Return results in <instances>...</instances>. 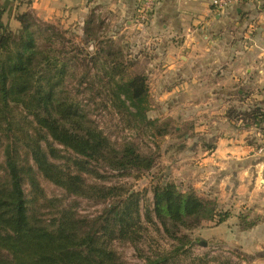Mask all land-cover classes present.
<instances>
[{
	"label": "trees",
	"instance_id": "1",
	"mask_svg": "<svg viewBox=\"0 0 264 264\" xmlns=\"http://www.w3.org/2000/svg\"><path fill=\"white\" fill-rule=\"evenodd\" d=\"M15 18L20 23L16 31L0 20V131L10 133L11 144H17L18 137L11 135L14 129L23 134L20 139L25 141L26 152L22 160L11 144L6 147L5 173L0 176V264H122L111 243L138 241L144 229L143 219L159 225L174 239L178 238L180 228L191 230L204 221L225 220L228 212L218 211L214 200L193 191H181L165 179L164 172L158 174L152 185L151 207L144 212L141 191L118 184L89 183L84 173L105 177L97 166L139 173L153 167L155 155L140 152L132 139L112 140L90 116L78 94L93 90V82L81 87L83 74L77 85H68L67 79L74 72V57L64 55L63 51L54 53L51 45L59 35L54 25L38 20L29 11L18 12ZM37 34L43 38L42 45L37 42ZM87 36L86 33L83 40ZM106 52V60L100 64L104 72L96 77L103 90L99 88L96 93L106 97L100 104L111 108L123 128L144 127L154 136L167 134L169 118L147 116L155 103L139 60H127L121 53L119 58L107 62L112 52ZM87 58L91 64H97L96 56ZM96 93L90 101L95 100ZM14 107H20L31 117L34 136L15 119ZM245 113L256 126L264 120L261 107ZM48 138L80 157L72 159L73 169L51 161L63 156L49 143L44 148L42 142ZM37 174L68 194L107 205L92 217L80 215L72 206L44 197ZM24 182L36 195L28 197L24 193ZM39 198L54 208L47 221L34 208ZM239 219L241 229L255 222L244 215ZM184 244L180 243L174 251L178 252ZM168 259L169 256L157 254L148 257L145 264H167Z\"/></svg>",
	"mask_w": 264,
	"mask_h": 264
},
{
	"label": "crops",
	"instance_id": "2",
	"mask_svg": "<svg viewBox=\"0 0 264 264\" xmlns=\"http://www.w3.org/2000/svg\"><path fill=\"white\" fill-rule=\"evenodd\" d=\"M216 1L160 0L150 14L147 43L161 47L157 52L162 53L158 64L155 55L150 63L156 86L154 95L150 94L154 102L161 96L187 97L184 86L202 79L214 83V96L218 86H224L229 92L248 89L246 100L264 99V0H247L224 8H218ZM137 3L138 0H0V20L18 29L16 14L29 11L48 24L78 25L85 36L97 21L104 23L103 16L108 14V32L116 33L131 27L120 23L134 18ZM159 84L169 86L162 91ZM227 127L230 134L214 140V149L203 158L204 164L209 163L204 171L211 170L212 174H200L201 179L195 181L203 184L205 194L214 196L218 211H227L228 215L220 223H202L192 232L230 246L247 260L246 264H264V139H252L232 121L227 122ZM252 127L254 135L264 133V123ZM240 215L254 224L241 229Z\"/></svg>",
	"mask_w": 264,
	"mask_h": 264
},
{
	"label": "rangeland",
	"instance_id": "3",
	"mask_svg": "<svg viewBox=\"0 0 264 264\" xmlns=\"http://www.w3.org/2000/svg\"><path fill=\"white\" fill-rule=\"evenodd\" d=\"M100 11L98 10V12ZM149 16L140 18L136 12L133 19L125 18L120 23L122 27L130 25V28L127 27L125 30L110 33L108 32L109 15L104 14V23L98 24V26L95 24V29L91 27L88 29L87 41L83 40L84 36L78 29V25L73 23L51 24L55 26L57 33H59L51 45L55 50L54 53L57 54V52L63 51L64 55L74 57L72 60L74 72L67 79L68 85L70 87H73L74 84L77 85L83 74H85V79L81 87H84L86 83L93 82V90L85 89V91L78 94V98L86 103V109L90 116L112 140L132 139L140 152L153 153L155 155V163L148 171L122 173L97 166L96 169L105 176L104 178H96L88 173L83 174L89 183L118 184L133 191H141V212H144L145 208L151 207L152 185L157 181L158 174L163 172L166 174L165 179L174 182L181 191H193L201 197L214 200V196L205 194L206 192L202 187L203 184H196L195 180L198 177H200L198 179H201L200 174L204 176L206 172L204 169L209 163L204 164L203 158L208 156L214 149V140L230 134L231 131L227 127V122L232 120L233 126L242 128L240 130H246L247 135L252 137V139H264V136L261 137V134L264 135L262 132L259 135H254L255 130L252 126L255 124L252 122L253 120L247 119V116H245V112L255 107H261L264 110V99L254 98L246 100L248 89L242 88L246 90V92L242 93H238L236 89L229 92L226 91L224 86H218V94L214 96V83L206 79H202L198 83L188 84V86L185 85L184 90L187 97L181 99H177V97L168 98V96L154 98L155 107L148 111L147 116L151 119L157 118L160 120L170 117L169 131L162 136H154L149 133L150 130L147 131L144 127H137L136 129L123 128V123L111 108L100 104V101L104 102L106 97L103 94L96 93L99 88L101 89L102 84L98 82L96 77L104 72L100 64L106 60V51L112 52L108 56L107 62L114 57L117 58L121 53L127 60L138 59L144 68V75L150 94L154 95L156 86H154L151 78L153 69L150 67V63L155 55L157 57L156 63L158 64L160 61L159 56L162 53L157 52L161 47H152L147 43ZM126 21L129 22L127 23ZM2 23L13 31L17 29L11 28L7 22ZM36 37L37 42L42 45L44 42L41 35L37 34ZM98 52L99 54H97ZM90 55L96 56L97 64H91V61H88L87 57H90ZM159 86L163 91V87L169 85L159 84L158 89ZM95 93V100L90 101V97L94 96L93 94ZM13 109L15 119L18 120L24 131L34 136V123L31 124V117L25 115V112L20 107H14ZM262 123H264V120H262ZM11 135H15V137L20 139L23 134L14 129ZM12 138L10 133L0 131V176H4L5 173L6 147L10 146ZM18 138L17 144H11V147L16 150L19 158L23 160L26 152L23 147L25 141ZM260 142H262L261 139ZM47 143L58 149L59 154L63 156L61 159L51 158V161L73 169L72 159L80 157L61 145L52 143L49 138L48 141L42 142L44 148H46ZM210 171L206 172V174H212ZM36 177L41 194L44 197L55 199L58 204L63 206H72L80 215L92 217L107 205L106 202L95 203L85 197L68 194L61 187L44 179L41 174H37ZM23 189L28 197L36 195V191H31L28 182L23 183ZM34 208L38 211L40 218L46 219V221L53 215L54 208L40 198L34 204ZM143 221L144 229L138 241L130 243L114 240L111 243L122 264H145L148 257H155L157 254L169 256L167 264H240L238 259L243 260L245 264L247 262L243 256H240L230 246L236 259L209 255L207 246L216 242L210 238L205 239L200 233L192 232L193 229L185 230L180 228L177 234L178 238L174 239L167 236L159 225L144 219ZM202 223L203 225L206 223L211 224L208 221ZM182 242H185V244L178 252H175L174 248L178 247Z\"/></svg>",
	"mask_w": 264,
	"mask_h": 264
},
{
	"label": "built area",
	"instance_id": "4",
	"mask_svg": "<svg viewBox=\"0 0 264 264\" xmlns=\"http://www.w3.org/2000/svg\"><path fill=\"white\" fill-rule=\"evenodd\" d=\"M160 0H138L137 3V13L140 18H147L154 10L157 3ZM247 0H217L216 4L218 8H224L230 4L241 3ZM209 255L211 256H224L231 259H236L229 246L219 243H212L207 246ZM240 264L245 262L241 259H238Z\"/></svg>",
	"mask_w": 264,
	"mask_h": 264
}]
</instances>
